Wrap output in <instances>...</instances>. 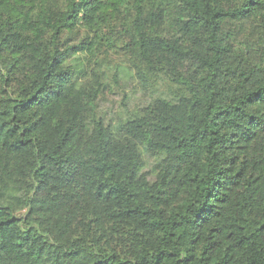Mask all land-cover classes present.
Masks as SVG:
<instances>
[{"label":"trees","instance_id":"16d2710c","mask_svg":"<svg viewBox=\"0 0 264 264\" xmlns=\"http://www.w3.org/2000/svg\"><path fill=\"white\" fill-rule=\"evenodd\" d=\"M0 264H264V0H0Z\"/></svg>","mask_w":264,"mask_h":264},{"label":"rangeland","instance_id":"374dc122","mask_svg":"<svg viewBox=\"0 0 264 264\" xmlns=\"http://www.w3.org/2000/svg\"><path fill=\"white\" fill-rule=\"evenodd\" d=\"M111 97V96H110ZM121 98L119 96H115L113 100V106L116 108L120 107Z\"/></svg>","mask_w":264,"mask_h":264}]
</instances>
